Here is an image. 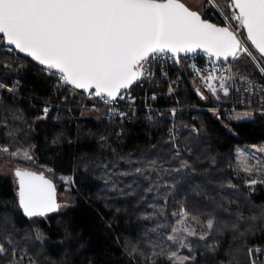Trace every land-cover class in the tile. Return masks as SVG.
Here are the masks:
<instances>
[{"label":"snow or ice","instance_id":"1","mask_svg":"<svg viewBox=\"0 0 264 264\" xmlns=\"http://www.w3.org/2000/svg\"><path fill=\"white\" fill-rule=\"evenodd\" d=\"M203 7L218 11L223 17L221 24L210 22L204 18L203 10H192L182 0H0V45H7L5 54L18 51L30 57L45 73L57 79V90L60 87H67L69 93L80 90L88 100H98L111 116L121 119L126 113L118 110L117 102L126 101L131 109L135 97L130 90L134 85L142 87L144 83H155L157 64L161 77L166 78L164 64L167 61L176 67L183 64L193 73L194 90L201 100L209 99L205 92L217 102L221 101V94L229 97L235 93V103L245 105L247 109L258 104L260 113L264 114V85H255L251 69L245 63L247 58L264 78V0H207ZM196 54L206 56L209 65L188 64V59ZM0 66L13 68L11 62L3 60H0ZM237 82L241 86H235ZM175 83L174 80L169 84V94L174 92L172 85ZM18 86L19 81L11 86L0 81V90L9 93L16 92ZM68 98L67 94L63 97L65 101ZM151 99L155 100L156 96ZM90 110L100 111L96 103ZM49 111L50 106L46 103L36 119H46ZM209 111L219 117L221 110L217 107ZM232 112L236 113V119L255 114L250 110L236 112L235 108ZM171 113L175 116L176 109ZM13 117L23 119L16 113ZM0 126L8 128V121L5 119ZM17 131L13 129L5 135L11 137ZM190 131L198 133L199 129L193 127ZM175 141L170 130L165 144L171 143L173 160L181 157ZM57 142L58 138L53 140V143ZM34 147L11 150L0 145V155L34 163L31 150ZM257 153L264 154V145L253 146V152L248 155L245 150L236 153L246 176L244 183L251 192L256 191L257 185H264V163L259 160L255 164L247 163ZM166 163L169 162L164 159H146L134 171L145 179L155 180L161 172L191 168L190 162L183 158L179 159L178 166L165 168ZM12 174L15 177L14 211L21 212L34 224L37 218H46L66 206L58 202L56 184L50 178L54 174L52 169L37 171L30 166H16ZM60 179L66 186L74 183L69 178ZM159 187L174 189L175 184L165 181L157 186V191ZM65 190L71 189L66 187ZM147 191L152 192L153 187L149 186ZM168 203L165 196L162 204L150 205L152 212L142 219H163ZM233 203L237 204L234 211L230 208ZM245 212L250 215L245 216ZM170 214L175 218L170 228L158 221L151 229L157 239H147L145 247L129 242L128 255L133 260L139 258L140 264H157L161 260L164 264H198L195 241L205 242L204 247L215 252L219 244L216 238L231 233L233 240L246 246L238 247L237 251L246 252L247 264H262L260 256L264 248L247 246V242L264 230V206L253 205L250 198L218 202L212 211L200 208L192 211L181 203L179 210ZM14 228L8 219H0V255L10 252L13 257L10 264H19L24 259H28V264H36L25 249H18ZM34 231L39 240L42 233L39 229ZM181 250H187L189 254L183 255Z\"/></svg>","mask_w":264,"mask_h":264},{"label":"trees","instance_id":"2","mask_svg":"<svg viewBox=\"0 0 264 264\" xmlns=\"http://www.w3.org/2000/svg\"><path fill=\"white\" fill-rule=\"evenodd\" d=\"M204 13L205 18L221 23V16L215 9H206ZM6 48L7 45H0V60L11 62L13 68L0 66V81L11 86L18 80L19 86L14 93L0 90V124L5 119L8 121V128L0 126V145L11 150L34 145L31 150L35 162L13 159L16 166H30L37 171L52 169L54 174L50 178L58 188L59 202L66 205L46 218H37L34 224L21 212L14 211L15 177L0 171V219H8L15 226L18 249H25L36 264H140L139 258L133 260L128 255L129 242L145 247L147 239H157L151 229L158 221L170 228L175 223L170 213L178 211L181 203L192 211L197 208L212 211L218 202L247 198L253 205L264 206V185H257L254 192L247 188L246 176L236 155L246 145H264V119L258 116L228 119L224 114L217 117L209 111L181 114L179 142L185 151L180 158L188 160L191 168L161 172L155 180L145 179L134 169L146 159L167 160L165 168L178 166L180 158L171 159V143L165 144L169 140L171 122L168 111L159 113L155 120L147 119L141 111L130 120L119 121L80 109H75L72 116L66 108H51L46 119L37 120L44 102L62 101L66 106L76 107L85 101L84 93L80 90L69 93L64 87L56 94L55 77L17 51L5 54ZM245 63L252 74H256L247 58ZM66 94L67 101L63 100ZM205 95L208 94L205 92ZM178 96L187 106L214 102L209 95L207 100L196 95L193 79L187 72ZM157 103L170 105L175 103V97L161 96ZM13 113L23 119H15ZM190 122L196 124L198 133L184 128ZM13 129L18 130L13 136L5 135ZM57 138L58 142L53 143ZM4 157L10 156L0 155V159ZM120 172L130 174L120 175ZM61 177L72 178L74 182L69 185L74 200L66 204L60 200V190L66 188ZM165 181L175 184V188L159 187L157 191V186ZM149 186L153 187L152 192L147 191ZM165 196L169 201L166 216L142 219L152 212L150 205L162 204ZM236 207V203L230 205L233 211ZM218 215L226 217L228 214ZM35 229L42 233L39 240L35 238ZM216 239L219 244L215 252L208 251L203 241L194 242L198 264H247L246 252L237 251L238 247L246 246L233 240L231 233ZM253 245H264V230L248 240L247 246ZM181 254L189 253L181 250ZM12 261L10 252L0 255V264ZM19 264H28V259ZM157 264H164V261H157Z\"/></svg>","mask_w":264,"mask_h":264},{"label":"built area","instance_id":"3","mask_svg":"<svg viewBox=\"0 0 264 264\" xmlns=\"http://www.w3.org/2000/svg\"><path fill=\"white\" fill-rule=\"evenodd\" d=\"M221 19L223 20L222 16H221ZM234 26L235 25L233 24V27ZM187 63L188 64L195 63L200 67H205V66L209 65L208 58L206 56H204L203 54H196L194 57H191L190 59H188ZM155 67L157 69L156 76H155V83H152V84L144 83L142 87L134 85L133 88L130 90L131 95L133 97H135V103L131 105V109H130L128 102H126V101H118L117 102L118 110L126 113V116L122 119L119 116H111L107 112L105 105L100 103L98 100H96V101L88 100L86 94H84L85 101L82 103H78L76 105V107H73L71 105L66 106L62 103V101L61 102L46 101V102H44V104L46 105V103H47L50 106V110H51V108H55V107H58L61 109L66 108L70 111L72 116H74L73 112L75 109H80L81 111H87V112H91L94 114H102L108 118L117 119L119 121L130 120L131 118L137 116V114L141 111L145 114V117L147 119L155 120L159 113H161V112L163 113V111L166 110L169 112L168 116L171 120L170 127L168 130V138H169V133L171 130V132L176 137L175 142L178 144L181 154H183L185 150L179 142L180 125H179L178 121H179V116L181 114H186L185 112H187L188 114L190 112L191 113L194 112V114L196 115V112H198V111H209V109L218 107L221 110L219 114H224L228 119H230L229 118L230 116L235 118L236 113L232 112V109L235 108L236 112H243L245 110H250L253 113H255L253 116H258V117L264 119V114L260 113L258 104H254L251 109H247L245 105L235 103V100L237 98L235 93H233L229 97H223V95L221 94V101L217 102V101L213 100L214 101L213 104H205V105L194 104V105H190V106L184 105L180 102V98L178 96V90H179V87L182 85V82L185 78V73L187 72V73L191 74L192 79H193V73L190 70H188L183 64L179 67H176V66L172 65L171 61H167L164 64V69L167 72V77L162 78L161 74L159 72L160 65L157 64ZM178 76H179V80H177ZM252 76L254 77V81H255L256 86L264 85V78L260 77L258 72H256V74H252ZM174 80L176 81V83L174 85H172L174 88V92L172 94H169V92H168L169 84ZM16 81H18V80H16ZM196 83L198 84L199 81L197 80ZM57 85H58V81L56 79L54 90L56 91V94H59V92L62 91V89L64 87H60L59 90H57ZM235 86L239 87L241 85L239 84V82H237V84ZM153 95L156 96L155 100L151 99V97ZM208 95L210 96V94H208ZM161 96H174L175 97V103H171L170 105H166V106L160 105L157 103V100ZM241 98H243V97H241ZM256 99H259V97H256ZM93 103H96V107L98 109H100V111H91L90 110ZM174 108L176 109L175 116H173L171 113V110ZM209 112H211V111H209ZM211 113H213V112H211ZM193 127L197 128V126L194 122L186 123L184 125V128H186V129H191ZM260 246L262 248H264V245H260ZM260 261L262 262V264H264V253H262V255L260 256Z\"/></svg>","mask_w":264,"mask_h":264},{"label":"rangeland","instance_id":"4","mask_svg":"<svg viewBox=\"0 0 264 264\" xmlns=\"http://www.w3.org/2000/svg\"><path fill=\"white\" fill-rule=\"evenodd\" d=\"M182 1H184L191 8L197 9L199 11H201V10L205 11L206 9L211 8V7H203V9H202V6L207 4V0H182ZM241 119H246V118L242 117V118L237 119V120H241ZM260 145H263V144H260ZM253 146H259V144H257V145H246V146L242 147L240 150H245V154L248 155V154L253 152ZM263 159H264V155L261 153H257L255 158H249L247 161H249L250 164H255L257 162V160H259L263 163ZM15 163L16 162L10 157H4V158L0 159V171L4 172V173H9L10 175H13L12 169L14 167H16ZM71 180H72V178H71ZM66 187H69V185H67ZM65 189L66 188L60 190V193H61L60 194V200L62 201L63 204L72 202L74 200V195L70 191H66Z\"/></svg>","mask_w":264,"mask_h":264},{"label":"water","instance_id":"5","mask_svg":"<svg viewBox=\"0 0 264 264\" xmlns=\"http://www.w3.org/2000/svg\"><path fill=\"white\" fill-rule=\"evenodd\" d=\"M182 2H184V1H182ZM185 3V2H184ZM186 4V3H185ZM186 6H188V7H190L189 5H187L186 4ZM191 8V7H190ZM192 10H195V11H198L199 12V10H197V9H194V8H191ZM205 18V17H204ZM206 19H208L210 22H212V23H217V24H221L220 22H218V21H215V20H212L211 18H206ZM222 26V25H221ZM18 52V51H17ZM19 53V52H18ZM21 55H23V56H25V57H27L25 54H22V53H20ZM28 58H30V57H28ZM31 59V58H30ZM55 183V182H54ZM56 188H57V186H56ZM57 199H58V202H59V196H58V188H57Z\"/></svg>","mask_w":264,"mask_h":264},{"label":"bare ground","instance_id":"6","mask_svg":"<svg viewBox=\"0 0 264 264\" xmlns=\"http://www.w3.org/2000/svg\"><path fill=\"white\" fill-rule=\"evenodd\" d=\"M55 108L58 109V110L61 109V108H58V107H55Z\"/></svg>","mask_w":264,"mask_h":264}]
</instances>
